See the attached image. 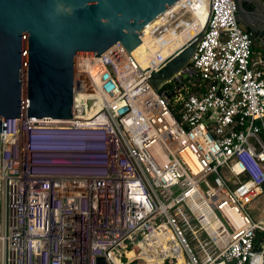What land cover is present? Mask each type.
I'll return each mask as SVG.
<instances>
[{
    "label": "built area",
    "instance_id": "obj_1",
    "mask_svg": "<svg viewBox=\"0 0 264 264\" xmlns=\"http://www.w3.org/2000/svg\"><path fill=\"white\" fill-rule=\"evenodd\" d=\"M239 23L212 0L156 90L120 42L75 56L70 119L5 120L0 264H264L247 211L264 194V50Z\"/></svg>",
    "mask_w": 264,
    "mask_h": 264
},
{
    "label": "water",
    "instance_id": "obj_2",
    "mask_svg": "<svg viewBox=\"0 0 264 264\" xmlns=\"http://www.w3.org/2000/svg\"><path fill=\"white\" fill-rule=\"evenodd\" d=\"M235 4L241 29L259 48L264 0ZM211 5L212 0H0V142L8 118L72 117L76 55L99 56L120 42L158 89L188 63ZM96 264L107 262L97 257Z\"/></svg>",
    "mask_w": 264,
    "mask_h": 264
},
{
    "label": "rangeland",
    "instance_id": "obj_3",
    "mask_svg": "<svg viewBox=\"0 0 264 264\" xmlns=\"http://www.w3.org/2000/svg\"><path fill=\"white\" fill-rule=\"evenodd\" d=\"M264 194L254 199L247 207L248 213L254 218L264 217ZM144 252V249H143Z\"/></svg>",
    "mask_w": 264,
    "mask_h": 264
},
{
    "label": "bare ground",
    "instance_id": "obj_4",
    "mask_svg": "<svg viewBox=\"0 0 264 264\" xmlns=\"http://www.w3.org/2000/svg\"><path fill=\"white\" fill-rule=\"evenodd\" d=\"M77 56V58L80 56V55H76ZM77 61L75 60V58H74V65H75V63H76ZM76 95H77V93H76ZM161 253V251H157V255H155V258H154V260H155V262L154 263H152V264H156V263H159V264H161V258H160V256H159V254ZM128 254V253H127ZM122 259L126 262V260H127V255H123L122 256ZM146 264H151V262H149V263H146Z\"/></svg>",
    "mask_w": 264,
    "mask_h": 264
},
{
    "label": "trees",
    "instance_id": "obj_5",
    "mask_svg": "<svg viewBox=\"0 0 264 264\" xmlns=\"http://www.w3.org/2000/svg\"><path fill=\"white\" fill-rule=\"evenodd\" d=\"M246 7H247L248 9H250L247 5H246ZM254 48H255V49H259L258 47H255V46H254ZM136 251H137V248H133L132 250H130V251L128 252V254H126V255H127V260H126V262L130 260L129 257L133 256L134 253H135Z\"/></svg>",
    "mask_w": 264,
    "mask_h": 264
},
{
    "label": "flooded vegetation",
    "instance_id": "obj_6",
    "mask_svg": "<svg viewBox=\"0 0 264 264\" xmlns=\"http://www.w3.org/2000/svg\"><path fill=\"white\" fill-rule=\"evenodd\" d=\"M246 5H247L251 10L255 8L254 5H251V4H246ZM253 42H254V39H253ZM259 49L264 50V43H263V45H260Z\"/></svg>",
    "mask_w": 264,
    "mask_h": 264
},
{
    "label": "crops",
    "instance_id": "obj_7",
    "mask_svg": "<svg viewBox=\"0 0 264 264\" xmlns=\"http://www.w3.org/2000/svg\"><path fill=\"white\" fill-rule=\"evenodd\" d=\"M254 218V217H253ZM255 220H261V221H264V217H260L259 219L258 218H254Z\"/></svg>",
    "mask_w": 264,
    "mask_h": 264
}]
</instances>
